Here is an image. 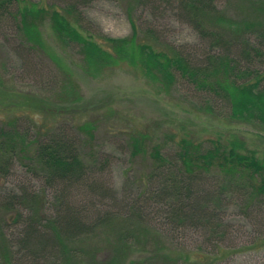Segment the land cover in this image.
Segmentation results:
<instances>
[{"label":"trees","instance_id":"trees-1","mask_svg":"<svg viewBox=\"0 0 264 264\" xmlns=\"http://www.w3.org/2000/svg\"><path fill=\"white\" fill-rule=\"evenodd\" d=\"M43 1L0 0V27L12 23L20 47L41 49L63 71L62 80L56 76L40 94L9 89L0 77V94L15 110L0 113V264H215L220 248L185 250L153 223L138 199L122 201L121 210L101 207L115 193L101 180L113 155L95 149L98 120L84 116L76 81L64 73L40 29L47 26L62 48H78L81 62L75 65L87 77L125 64L159 93L170 95L179 83L189 86L200 96L197 112L264 130V0H237L251 16L239 20L216 0H176L198 36L193 45L163 41L155 27L132 18L129 36L110 37L83 16L81 0ZM20 60L30 67L26 56ZM122 132L131 161L145 168L137 178L144 187L140 195L164 199L174 230L209 223L208 210L224 194L205 188L210 176L223 189L245 195L247 203L264 197V154L236 135L202 141L188 132H167L164 137L175 145L167 152L153 133L134 126ZM18 166L38 186L5 192L2 185ZM11 225L21 226L17 252L7 236Z\"/></svg>","mask_w":264,"mask_h":264},{"label":"rangeland","instance_id":"rangeland-1","mask_svg":"<svg viewBox=\"0 0 264 264\" xmlns=\"http://www.w3.org/2000/svg\"><path fill=\"white\" fill-rule=\"evenodd\" d=\"M63 1L44 0L43 3L57 2L61 5ZM243 3L240 4L237 0H216V4L236 20L246 18V15L251 18ZM177 6L176 0H81L80 11L92 27L110 37L129 36L132 18L139 26L150 24L155 27L163 41L178 45L196 44L198 36L180 16ZM240 6L247 14L241 15ZM260 20L264 24V16H261ZM40 30L47 48L62 59L65 67L62 70L67 71L64 73H70L76 81L83 98L81 103L86 105L84 116L98 120L93 143L95 149L113 155L110 167L102 174L101 180L115 193L111 194V198L103 199L101 207L108 210L115 207L114 210H121L122 201L130 204L132 200L138 199L153 223L162 227L165 233L171 232V240L187 248L185 250L216 252L220 248L222 256L215 264H264V197L247 203L245 195L232 188L223 189L224 186L219 183L220 179L210 176L203 181L205 188L210 193L218 194L222 191L224 194L219 203L213 204V208L208 210L211 213L209 223L187 225L174 230L164 206V199H151L147 193L140 195L144 187L137 178L145 168L141 163L131 161L125 147L127 138L122 129L134 126L153 133L155 137L163 138L167 152H173L175 149L172 140L164 137L167 132H188L195 139L202 141L236 135L248 148L262 155L264 130L197 112L194 106L198 105L200 96L189 86L179 83L170 95L159 93L137 69L125 64L108 69L98 77H87L80 67L75 65L81 62L78 48H62L54 40L47 26H42ZM19 44L17 31L12 23L7 22L0 27V77L8 83L6 86L9 89L40 94L51 88L56 76L62 80L63 71L58 69L41 49H23ZM23 56L29 59V68L21 66L20 58ZM261 66V69H264V60ZM11 106L12 103L4 100L1 92L0 113L12 114L15 110L12 111ZM19 185L35 188L38 182L18 166L2 186L5 192H9ZM51 195V192H48L49 198ZM81 199L82 196L79 197V200ZM7 216L5 215L6 220ZM19 228L21 226L15 225L6 228L8 239L16 252Z\"/></svg>","mask_w":264,"mask_h":264}]
</instances>
